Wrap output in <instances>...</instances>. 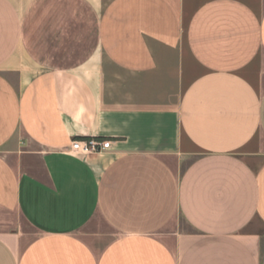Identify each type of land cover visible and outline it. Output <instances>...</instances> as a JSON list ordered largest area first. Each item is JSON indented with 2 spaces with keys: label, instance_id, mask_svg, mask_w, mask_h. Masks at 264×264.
Returning a JSON list of instances; mask_svg holds the SVG:
<instances>
[{
  "label": "crops",
  "instance_id": "0c3cea01",
  "mask_svg": "<svg viewBox=\"0 0 264 264\" xmlns=\"http://www.w3.org/2000/svg\"><path fill=\"white\" fill-rule=\"evenodd\" d=\"M0 264H264V0H0Z\"/></svg>",
  "mask_w": 264,
  "mask_h": 264
},
{
  "label": "built area",
  "instance_id": "2783aa9c",
  "mask_svg": "<svg viewBox=\"0 0 264 264\" xmlns=\"http://www.w3.org/2000/svg\"><path fill=\"white\" fill-rule=\"evenodd\" d=\"M71 152L74 153H91L99 152L105 149V142L96 138L75 139L71 143Z\"/></svg>",
  "mask_w": 264,
  "mask_h": 264
}]
</instances>
